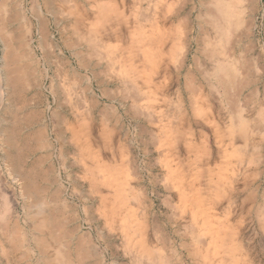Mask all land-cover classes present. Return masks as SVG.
<instances>
[{
    "label": "rangeland",
    "instance_id": "rangeland-1",
    "mask_svg": "<svg viewBox=\"0 0 264 264\" xmlns=\"http://www.w3.org/2000/svg\"><path fill=\"white\" fill-rule=\"evenodd\" d=\"M11 1L7 2L9 3L7 11L10 12L13 23L7 24L6 31L12 34L13 39L15 36L13 45L18 46L17 49L28 56L27 61H24L30 65L27 69L30 70L31 76L26 77V84L24 82L23 86H19L16 91L9 88L11 91L8 102L0 108V115H3L4 120L7 121L5 124L0 123V146H2L0 153L2 154V150L14 153L17 150L15 148L22 149L29 137H32L37 130L42 129L45 134L43 146L39 149L34 147L35 150L32 149L27 154V158L23 159L26 171L33 170L35 162L41 160V165L36 170L40 176L37 181L39 188L37 197L23 199L19 196L18 187L19 185L21 187V182L14 181L8 174L9 171L0 154V264H46L43 256L40 255L43 253L40 247L43 235L40 230L36 229L34 222L35 219L37 222L36 215L40 213L38 209L40 210L39 204L42 201H45L44 203L52 213L55 212L57 222L63 225L61 235H64L63 242L68 245L73 264H158V262L161 264H252L251 260L254 264H264V231L257 226L259 225L257 222L261 221L259 206L263 203L262 195L264 194V0H241L236 4L239 23L234 29L235 39L233 40L235 41L231 42L234 45L236 59L241 58V62L248 63V67L243 66L241 62L237 65L240 70L238 69L236 73L238 81L236 85L241 84V86H238L235 104L231 105L234 106L233 108L240 106L241 113L249 120L253 135H255L251 141L261 147L259 158L254 164L249 162L250 155L253 153L251 151L253 143H249V147H244L242 141L237 140L236 147L244 149L242 162L231 157L230 148L229 153L223 154L226 148L222 152L218 139L225 132L223 126L229 125L226 123L231 117L229 113L231 114L233 110L231 111L232 108L229 107L230 102L225 101L228 96L215 83V77H213L214 69L223 64L222 61L226 60V56L216 58V61L220 62H214L213 66L208 60L201 59L204 58L201 52L207 51L208 34L213 33L209 19L205 16L207 8L213 5V0H207L203 7L200 5L201 0H169L166 7L165 5L161 7L159 0L143 1V12L150 14L155 11L157 14L165 15L168 27L173 31L179 29L176 37L181 40L182 45L181 55L177 57L178 61L173 62V60L168 63L169 77H167L165 87H160L162 89L159 93L161 103L164 98L171 102L166 110H164L165 107L162 108L168 112L167 117L165 113L163 114L165 118L162 120L160 114H155L154 109V113L151 112L153 116L150 115V117L148 114L151 113L138 112L137 102L135 103V99L130 94L132 92L128 84H124L117 73L111 69L109 71L107 61H98L96 57L94 58L93 47L84 43L81 36L76 35L70 42L65 43L59 32L63 26L68 24L66 20L68 14H61L62 12L68 13V5L57 0L54 7L57 12L55 20L51 12L46 10V21L49 24L46 21L45 23L49 25L52 38L56 40L53 45L55 49L52 51L55 53L51 54V52L42 50L33 33V27L37 34L40 27L35 4L41 0ZM127 1L132 2V0ZM135 1L136 6H139L137 0ZM155 1L159 4L156 10ZM111 4L122 8L121 0L113 1ZM141 23L147 29L151 24L146 20ZM179 23L183 25L179 26ZM20 34L22 36L24 34L27 41L22 42ZM173 35L166 37L165 48L174 41ZM130 41L124 43L113 40L112 43L117 45L118 54L122 55L129 49ZM74 42H77L79 53L72 50ZM64 43L67 45L65 46ZM4 48L0 36V65ZM96 48L102 49V47ZM58 58L70 63L72 69L79 72L78 80L81 83L77 82L74 86L75 84H72L69 79H57L55 73L59 65ZM135 61L140 62V59ZM208 73L209 75L206 76ZM192 77L194 78L193 83L204 89V98H207L210 93L214 95L213 101L208 100L207 102L205 109L207 115L202 118L197 111L193 113L196 109L194 107L195 97L185 86L187 78ZM81 78L87 80L82 81ZM1 84L3 82H0ZM86 86L90 87L89 92H86L89 97L88 102L95 105L91 111L93 116L89 128L92 152L101 155L108 163L114 164L116 161L120 162L121 159L124 161L123 174H129L131 187H134L137 192L140 190L142 204L140 203L138 207L140 209L139 218L142 217L146 242L155 250L153 255H157L154 257L156 259L153 256L151 259L146 258V255L141 258L139 255L138 259L142 262H133L128 250L125 249L122 233L116 227L109 226L107 219L103 217L104 208L101 207L102 202L98 194L100 189L91 186L84 167L77 164L80 163V158L75 157L77 155L75 152L80 155L78 149L80 143H78L79 147L71 143V133L66 130L65 124L59 121L61 118L56 114L60 112L62 116L70 117L72 121L82 114L79 108L84 102L82 103L80 92H84ZM139 87L145 89L142 84ZM127 88L128 94L125 91ZM68 94L72 95L71 98ZM78 94L79 97H76ZM146 94L149 93L146 92ZM178 104L182 106L180 113L178 112L180 109L177 108ZM101 110H104L103 114H100ZM182 112L186 117L183 122L180 119L181 115L183 116ZM251 118H255V121ZM103 120L104 123H102ZM152 121L156 123V126L151 123ZM166 122H173L174 128L177 129L176 136L174 133L171 135L172 131L169 134L160 132L157 126L162 123L164 126ZM215 126H217L216 129ZM12 127L16 129L14 145L6 149L7 145L1 139L9 135L7 130L10 131ZM103 128L107 133L103 132ZM109 128L112 135H109ZM179 134L187 136L191 145L188 146V141L184 143L185 140ZM84 142L85 139L82 138L81 144ZM228 143L229 139L225 138V144L228 145ZM175 171L179 174L176 172L177 176L172 177V172L175 173ZM181 173L183 179H180L184 182V189L189 193L195 190L202 192L203 201L211 213L210 221L224 227L225 241L217 244L222 248L220 252L217 251V245L213 243L211 235H199L203 221L195 220L192 209L184 208L181 202L180 191L177 190L176 182H174ZM103 190L105 189L101 186L100 191ZM217 191L218 195H216ZM52 209H55L54 212ZM197 221H199V226L194 224ZM16 227L21 240L19 246L14 247L10 242V237ZM232 234H234V241L237 239L238 242L236 252L242 256L239 262L235 258L236 253L232 252ZM45 235L48 245L53 247L57 246L59 242L56 241L61 239V236L58 238L56 233L50 231ZM80 241H83V245H80ZM78 247L81 249L79 250ZM47 250L44 256L54 258L56 252L53 249ZM80 255L83 257L81 260Z\"/></svg>",
    "mask_w": 264,
    "mask_h": 264
},
{
    "label": "bare ground",
    "instance_id": "bare-ground-1",
    "mask_svg": "<svg viewBox=\"0 0 264 264\" xmlns=\"http://www.w3.org/2000/svg\"><path fill=\"white\" fill-rule=\"evenodd\" d=\"M61 1L69 6V9H67L68 13H66V12L61 13L63 15L68 14V16L66 18V20L68 21L67 22L68 24L66 26H63V29H61V32H59L60 34H62L61 38L65 40V43L70 42L72 40V38H74L76 35L81 36L82 41H84V43L88 44V46H90V47H93V51H95V53L93 52L94 54L92 53L94 58L96 57L98 59V61H107L109 64L108 65L109 71L111 69L113 72L117 73L120 76L123 83L128 84V86H129L128 88L132 92L130 94H132L133 98L135 99V103L137 102L136 108H137L139 113H141V114H143L145 112L151 113V112H153V109H154L155 114L156 113H158V115L160 114L161 120L163 118H165V116L167 117L168 112H165L164 110H166V107L171 102H170V100L168 101L167 98H164L163 103H161V100L159 99V93H160V90H162V89H160V87L161 86L165 87V84L167 83V77H169L168 76V74H169V71H168L169 70L168 69L169 64L168 63H170L173 60H174L173 62H176V60L178 61L177 57H179V55H181V52H182V45L180 43L181 40H178L176 37V32H178L179 29H175L174 30L175 33H174L172 28L168 27L167 17L165 15L162 16L160 14L155 13V11H153L150 14L149 13L146 14L145 12H143V9H144L143 8V1L144 0H137V3L139 4V6H136L135 0H132V2H130V3L127 0H121V7L122 8L114 7L111 4L113 1L117 2V0H61ZM129 1H131V0H129ZM167 1H169V0H159L161 7H162V5H165V7H166ZM206 1L207 0H201L200 1L201 7H203V5L205 4ZM240 1L241 0H213V5L211 7L207 8V14L205 15L206 18L209 19L208 22L210 24V27H211V30L213 31V33L208 34L209 35L208 39H207L208 41L206 43V45L208 46V47H206L207 51L201 52L202 56L204 57L201 59L208 60L209 64L212 63V66H213L214 62L215 63L220 62L219 60L216 61V58H220L221 56L222 57L226 56V60H223L225 62L222 61L223 64H220V66H218L217 68L214 69V76L213 77H215V83L219 87H221L223 89L224 94L228 96L227 99L228 98L229 99L228 100L226 99L225 101L230 102L229 107L232 108L231 111L233 110V112H231V114L229 113V115H231V117L228 120V122L226 123V124L229 123V125L223 126V128L225 129L224 130L225 132L222 135H220L221 137L218 139L220 140V143H221L222 152L226 148L225 151L223 152V154L225 152L229 153L228 151L230 148L232 150V153H230L231 157L236 158L237 161H242V159H243L242 155L244 154V149L242 147H236L237 140L238 139L241 140L242 143L244 144V147H247V146L249 147L250 146L249 143L250 144L253 143V141H251V140L255 136V135H253V131H252L251 125L249 123V120H247V118H245V116L241 113V108H239L240 106L238 105V106H235V108H233L234 107L233 105L235 104V102L237 100L238 86H241V84L236 85V82L238 83L236 73H237V70L239 69V68H237V65L241 62V58L236 59V55L234 53L235 49H233V47H234L233 43L235 41V40H233V39H235L234 29L239 23L238 22V15L236 13V4H238ZM7 2H8V0H1L0 1V36H1V40H2L4 47H5L4 48V54L2 57V63L0 65V82L1 83L3 82V84L0 85V108H2L4 106L5 102L6 103L8 102L10 91H11V90H9V88L10 89L13 88V90L16 91V89L19 88V86L20 87L23 86L24 82L26 84V81H27L26 77L30 78V76H31L30 70L27 69V68H29L30 65L28 64V62H27V64L25 62V61H27L28 56L25 55L24 53L20 52V49H17L18 46L15 47L13 45V44H15L14 43L15 42L14 41L15 36L13 39L12 34L8 31H6L7 24L9 22L13 23V22H11L12 17L9 14L10 12L7 11V6H8L7 4H9ZM56 2H57V0H41V2H39L38 4H35V6L37 8V14H38L37 17H38L40 27H39V29L36 27L38 29V34L34 31V27H33V33L35 35L37 42L41 46L42 50L48 51V53L51 52V54L55 53V52L52 53V51L55 49V47L53 45L55 44L56 40L54 41V39L52 38L53 36L51 35V33L49 31V25H46V23H45V21H46V10L49 13L51 12L50 14L52 15L53 19L55 20V16L57 15V12L55 11V8H54ZM158 6H159V4H156V1H155V5H154L155 10L157 9ZM30 10H31V8H30ZM27 11H28V9H27ZM31 14H32V12H31ZM26 20H28V19L26 18ZM145 20L148 22H151V24L149 25L150 26L149 29H147V27L141 23L142 21H145ZM46 22L49 24L48 21H46ZM25 24H26V22H25ZM54 24H55V22H54ZM65 24H66V22H65ZM178 25L182 26L183 24L179 23ZM26 26H28V25L26 24ZM25 33H27V32H25ZM172 35H173L172 39L174 41H172V44L170 46H167L165 48L164 44H165L166 37H170ZM24 36H25L24 34H23V36L21 35L20 40L22 42L27 41V39ZM113 40L117 41V42H124V43L128 40L129 41L131 40L130 44H129V49L124 51L122 53V55H119L118 50H117L118 47H117V45L112 43ZM232 40H233V43H231ZM29 43H30V41H29ZM65 43H64V45L66 46L67 44H65ZM79 43L81 45V42H79ZM69 45H70V43H69ZM65 46H64V48H66ZM96 47H102V49H97ZM72 50L75 52H78L77 42H74ZM103 51H105V53ZM102 53H104V54H102ZM85 54H87V52H85ZM62 59H64V58H62ZM62 59L59 60V58H58L59 65H58L57 71L55 73L57 79H60V80L69 79V81L72 84H75L74 86H76L77 82H80L78 80V73L79 72H77V70H75V69H72V67L70 66V63H66ZM136 59H140V62L135 61ZM86 60H88V59L86 58ZM92 60H93V58H92ZM56 63H57V61H56ZM241 63L243 64V66L248 67V63H243V62H241ZM199 64H200V61H199ZM55 66H57V64ZM202 74L203 73H201V75ZM204 74H205V71H204ZM207 75H209V73L206 74V76ZM211 79H212V77H211ZM81 80L86 81L87 79L81 78ZM193 80H194L193 77L187 78V80L185 81L186 82L185 86H186V89H188L191 92V94H194V97H195V106L194 107H196V109L194 110L193 113H195V111H197V113L199 115H201V118H202V116L204 117L207 115L206 110H205L207 102H208V100L213 101L214 95L209 92L210 94L207 95L208 99L204 98L205 97L204 96V89L201 86H197L195 83H193L194 82ZM61 82L63 83V81H61ZM67 83H69V82H67ZM63 84H65V83H63ZM140 84H142V86L146 89V91H145V89H141L139 87ZM211 84H213V83H211ZM71 88H72V86L70 87V89ZM89 88H90L89 86H86L85 91H84L85 93L80 92L81 93L80 98L82 100V103L83 102L84 103L83 104L78 103V105L80 104L79 110H81L82 114L79 113L80 114L79 116L75 115L76 118L74 121H72L70 119V117L62 116L63 114L60 112H58L56 114L58 115V117L61 118L59 121L62 122V124H65L66 130L71 133V143H73L77 147H79L78 143H80V148H78L80 151V155H78V152H75L78 155V156L76 155L75 157L80 158V161H79L80 163H77V164H79V165L81 164L80 166L84 167V169L86 171V173H85L86 177H87V179H89V182H91V186L93 188H95V187L99 188L100 190H101V186H102L105 189L103 191L98 190V194L100 195V199L102 202L101 207L104 208L102 210V212L104 214L103 217H105L107 219L106 221H107L109 226H111L113 228L116 227L118 229V231L122 233V236L124 238L123 242H124L125 249L128 250V254L131 256L133 262L138 263L139 255H140V257L143 255H146V258H149V259H151L152 256L154 258L157 255L156 256L153 255L155 250L153 248H151L146 242L145 225L141 222L142 217L139 218L140 216H139L138 212L140 209H138V207L141 203V195L139 192L140 190H138V192H137V190L134 187H131L130 182H129V179H130L129 174H123L124 169H125L123 166L124 161L121 159L120 162L116 161V163H114V164L108 163L107 161H105L101 157V155L92 152V144L90 143L91 134H89V128H90V122H91L92 116H93L91 111L95 108V105L93 106L92 103H90L91 104L90 105L88 102L89 97H88L87 93L89 92ZM128 88L125 90L126 93L128 92L127 91ZM211 88L215 89L214 86H211ZM70 89H69V91H71ZM233 89H234V91H233ZM146 92L149 94L147 95ZM219 93H217V94H219ZM72 94H74V93H72ZM64 95L66 96V93H64ZM69 96H70L69 98H71L72 95L70 94ZM143 96H145V97H143ZM76 97H79V94ZM64 98H65L64 100H66V97H64ZM78 100H80V99L78 98ZM145 101H146L147 106L144 105ZM179 101H181V100H179ZM69 103H71V102H69ZM69 103H67V104H69ZM72 103H74V102H72ZM76 103H77V101H76ZM231 104H233V105H231ZM193 105H194V103H193ZM198 105H200V106L198 107ZM154 106H156V108H154ZM74 107L76 108V106H74ZM164 107H165V109L163 110L162 108H164ZM237 107L239 110L237 109ZM72 108L73 107H71V109ZM177 108L180 109L178 111L180 113L182 111V106L180 104H178ZM158 109H161L162 111H159ZM184 110H185V108H184ZM75 111H76V109H75ZM229 111H230V108H229ZM103 113H104V110H101L100 114H103ZM153 113L148 114V117H150V115L153 116ZM164 113H165V116L163 115ZM175 114H176V112H175ZM182 114H183V112H182ZM198 114H196V116ZM218 115H220V114H218ZM105 117H106V114L104 115V118ZM181 117H180V119L182 122L186 120V117L184 114H183V116L181 115ZM213 118H212V120H213ZM220 118H221V116H220ZM206 120H207V118H206ZM251 120L255 121V118L254 119L251 118ZM26 121H29V120H26ZM154 121H157V120H154ZM154 121H152L151 123L156 126V123ZM202 121H204V120L202 119ZM6 122L7 121L4 120V116L0 115V123L5 124ZM159 122L161 123L162 121H159ZM173 122H171V123L166 122L169 124L165 123L164 126H163L164 123H162L161 125H158L157 127L160 129V132H163V133L165 132L166 134L167 133L169 134V132L172 131V132H170L171 135H173V133H174L176 136L177 135V129L174 128ZM102 123H104V120ZM210 123H211V121H210ZM216 127L217 126H215V129H216ZM4 129L6 130V128H4ZM102 130L104 133H107V131H105V128H103ZM7 131L9 132V135L6 138L4 137L3 139H1V141L3 140V143L5 141V144L7 145V146H5L6 149L9 148L10 145L11 146L14 145L13 142L15 140L14 134L16 133V129H14L12 127V129L10 131H9V129ZM216 133H218V132H216ZM216 133H214V134H216ZM44 134L45 133L42 129L37 130L36 133H34L32 135V137H29L28 141H26V143L22 149L21 148H15L17 150L14 151V153H12V152L10 153L9 150L8 151L2 150V154L0 153L1 157H2V161L7 166V169L9 171L8 174L12 177V179L14 181L21 182V187H20V185L18 187L19 188L18 193H19V196L23 199H27L28 197L39 195V188L37 185V181L39 180L40 176H39V172H37L36 170L40 167L41 160L39 159L37 162H35V165H34L35 167H33V170H31V171L27 170L26 171L25 165H23V159L27 156V154L32 149H34V147L39 149L40 147L43 146ZM2 135L4 136V132ZM63 135H64V133H63ZM109 135H112L110 128H109ZM179 136L183 137V139L185 140L184 143H187V141H188L187 136H185L183 134H179ZM205 136L207 137V134H205ZM82 138L85 139L84 144H81ZM225 138L229 139L228 145L225 144ZM178 140H179V138H178ZM206 140H208V139H206ZM171 141H173V140H171ZM190 141H191V139H190ZM216 141H217V139H216ZM158 142H156V143H158ZM174 142H173V144H174ZM190 145H191V143L189 142L188 146H190ZM193 145H195V144H193ZM0 147H2V146H0ZM260 148L261 147L255 145V143H253V146L251 149V151H253V153L250 155V160H249V162L251 164L252 163L254 164L257 162V159L259 158V149ZM227 153H225V155ZM123 154L124 153L122 152V156L124 157ZM241 164L244 165L243 163H241ZM26 165H27V163H26ZM5 169H6V167H5ZM172 171H174V169ZM176 172L177 171H175V173L172 172L173 173L172 177L177 176L178 172L177 173ZM85 174H84V176H85ZM180 176H178L177 177L178 179H175L174 182H176L177 190L180 191V197H181L180 199H181V202H182L184 208L188 209V207H190L192 209L193 218L195 220L203 221L202 228L199 227L200 228L199 229V235H201V236L211 235L213 243H215L216 245L220 242H224L225 241V237H223L225 234L224 227H220L218 225H215V224H213L214 222L212 223L210 221L211 213L208 211V208L206 207V203L203 201V198H202L203 196L201 195L202 192L200 193L199 191L195 190V192L192 191L193 193H189L186 189H184V182H183V180H181V179H183L182 178L183 174L181 173ZM13 184H15V182ZM41 191L44 193L43 190H41ZM263 193H264V191H263ZM216 195H218V191H217ZM43 197H46V196H43ZM35 199H37V198H35ZM253 199H254V197H253ZM262 199H263V203L261 206H259L260 207L261 221L257 222L259 224L257 226L259 227V229L261 231H264V194L262 195ZM37 202H39V201H37ZM44 202L42 201L41 204H39L40 210L38 209V211H40V213L37 212V213H39L36 215L37 216V222H36V219L34 220V222L36 224V229L38 231L40 230L42 233V234L41 233L40 234L43 235L41 237V240H40V247L43 250V253L40 255L43 256V259H44L43 261L46 264H73L71 261L70 252L68 251V245L65 242H63L62 237H64V235H61L63 225L61 223L57 222L56 215L54 214L55 209L54 210L52 209L54 212V213H52L48 209L47 204H45ZM26 203H28V202H26ZM252 208H253V206H252ZM33 209L35 210V208H33ZM199 221L194 222L195 226L198 225ZM35 224H33V225H35ZM3 227L5 228V226H3ZM17 230L18 229L16 227L15 231H13V235L10 237V242H11L12 246H14V247L19 246L20 240H21L19 233L16 232ZM48 231H50L52 233H56L57 234L56 236L58 238L61 236V239H58L57 241L54 240V242L55 241L59 242V243H57V246L53 247L52 245H48V241H47L48 239L45 238L46 237L45 233ZM64 241H65V239H64ZM30 243H31V241H30ZM231 243H232V252L236 253L235 258H236L237 262H239L240 259L242 258V256L238 255L236 252L238 249V242H237V239L234 241V234H232V236H231ZM54 245H56V244H54ZM80 245H83V241H80ZM46 249H48V250L53 249L56 252L55 257L51 258L50 256H47V257L44 256L46 253ZM80 249L81 248H79V250ZM221 249L222 248L217 245V251L220 252ZM141 258H140V260H141ZM79 259L80 260L83 259L82 255L79 256ZM154 259H156V258H154ZM157 259L160 261L162 260L161 258H157ZM139 262H142V261H139ZM159 263L161 264V262H158V264ZM251 263L254 264V261L251 260ZM148 264H150V263H148ZM152 264H154V263H152Z\"/></svg>",
    "mask_w": 264,
    "mask_h": 264
}]
</instances>
